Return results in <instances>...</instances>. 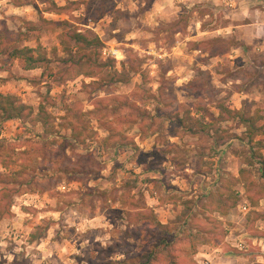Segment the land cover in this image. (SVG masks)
I'll use <instances>...</instances> for the list:
<instances>
[{
  "label": "rangeland",
  "instance_id": "obj_1",
  "mask_svg": "<svg viewBox=\"0 0 264 264\" xmlns=\"http://www.w3.org/2000/svg\"><path fill=\"white\" fill-rule=\"evenodd\" d=\"M219 2L0 0V94L32 110L0 121V264H138L162 237H175L152 220H136L137 212L164 224L184 222V207L164 204L161 196L177 188L199 198L246 168L252 171L233 186L239 203L228 214L199 198L206 217L195 215L191 224L213 243L194 252L181 241L174 254L178 264H264V160H251L254 147L264 150L236 138L246 130L237 116L197 136L177 128L188 109L205 122L219 116L221 105L235 110L247 78L264 74L246 61L264 65L258 51L264 29L258 35L257 24L264 2L250 17L238 7L228 13ZM242 22L256 25L240 39L234 26ZM75 26L104 43L98 60L106 65L96 77L76 75L74 42L65 51V31ZM25 46L45 49L52 68L25 70L11 56ZM113 48L123 60L104 56ZM132 65L139 71L130 72L129 82L103 85L109 72ZM256 106L247 99L243 108L252 114ZM72 127L92 139L68 145ZM116 142L128 145L114 148ZM128 180L138 186L128 188ZM245 202L248 213L241 210ZM237 238L247 240L246 251L234 246Z\"/></svg>",
  "mask_w": 264,
  "mask_h": 264
},
{
  "label": "trees",
  "instance_id": "obj_2",
  "mask_svg": "<svg viewBox=\"0 0 264 264\" xmlns=\"http://www.w3.org/2000/svg\"><path fill=\"white\" fill-rule=\"evenodd\" d=\"M54 4H56L53 1ZM250 5V3H249ZM223 10L227 8L223 7ZM231 10H228V13H231ZM75 43V46L78 47V55L75 56V63L78 65L76 68V75L85 74L90 77H96L99 74V71L105 67L102 63L100 64V49L104 46L103 41L98 36H90L88 33L81 31L78 26L70 28L65 31L64 34V43L66 45V53L70 52L72 43ZM81 52L83 54H81ZM12 57L19 58L25 63V70L32 71L37 69L48 70L52 68L53 60L48 56L45 49L41 46L33 48L30 46H25L22 48H16L12 54ZM94 56H97L95 63ZM99 59V60H98ZM139 68L135 66H130L125 68L121 73L109 72L110 76L107 77L103 85L112 84L115 82H129L130 72L137 73ZM97 83V82H96ZM32 112L31 108L23 103L18 97L13 95H4L0 94V121L6 122L9 120L21 119L24 116L29 115ZM209 113V112H208ZM95 114V113H94ZM210 114V113H209ZM98 115V113H97ZM228 115L237 116L240 119V122L245 125L246 130L244 134L240 137H236L244 143L255 144L258 149L261 151L264 150V140L259 138L264 136V113L262 110L257 109L254 113H248L243 108L241 110H231L224 105L220 106V114L218 117L210 114V117L213 119L211 122H205L199 117L194 116L192 109H188L185 112V115L179 119L177 128L180 129L183 133L190 134L192 136H197L201 133V130L205 132L218 131L217 124H220L223 121L228 120ZM72 130V135L65 138V142L72 146V144H84L92 139V136L88 133L84 137L82 136L85 133L83 128H70ZM180 134L175 132L174 135ZM234 139V138H233ZM231 138V141H233ZM98 148H102V143L97 142ZM128 144L116 142L113 144L114 148L124 147ZM175 147H179L175 145ZM136 150H139L138 147H135ZM251 160L261 159L263 162L264 155L256 152L254 147V152L251 155ZM264 165L263 163H260ZM259 165V163H257ZM253 166V165H252ZM252 169H244L240 173L239 178H230L225 179L221 178L220 181L215 186V189H211L208 192H203L199 195L200 197H207V201L211 204V207L215 203L219 204V207H216L222 215L228 214L229 210L235 208L239 203L240 194L233 189L234 185L243 184L245 174L251 173ZM78 174V172H76ZM264 177V175H263ZM264 181V179L260 180ZM158 190L162 187V180L156 179ZM264 185V182H262ZM128 188H136L138 186V180H128ZM168 189V187H167ZM264 191V190H262ZM8 190H5V193H8ZM187 195L184 194L181 190L173 188V191L170 192L166 197L161 196L159 199L162 203L167 204L173 202L177 205L184 207L183 215L187 216V220H176L168 224L161 223L154 216L149 217L145 212H137L135 214L136 220L138 219L143 221L152 220L154 223L159 226L167 234H173L175 237L174 241H170L166 236L162 237L156 244H154L151 249L148 250L142 257H145V261L139 260L138 264H155L158 262H163L165 264H178L177 256L175 253V243L181 241H188L191 246H193L194 252L197 251V247L202 244H212L214 238L209 237V235L201 230V228H195L191 224V221L195 215L199 217H206L205 212H203L198 206L199 198H185ZM212 208V209H214ZM107 263V262H106ZM103 263V264H106ZM107 264H124L123 262L114 263L108 262Z\"/></svg>",
  "mask_w": 264,
  "mask_h": 264
},
{
  "label": "crops",
  "instance_id": "obj_3",
  "mask_svg": "<svg viewBox=\"0 0 264 264\" xmlns=\"http://www.w3.org/2000/svg\"><path fill=\"white\" fill-rule=\"evenodd\" d=\"M221 3V5H223L225 8H227L228 10L232 9L235 7L236 11H242L244 13L245 17H250L251 13L256 12L259 9H253V7L255 6L256 3H258L260 0H245V2H241L242 0H240V3L237 4V0H219ZM264 2V0H262ZM223 3V4H222ZM250 3V5H249ZM238 5V6H237ZM256 6H258V4H256ZM252 7V9L250 8ZM249 8V9H248ZM258 35H261V32L264 29V17L263 20L259 21L258 23ZM252 25H256L253 22L252 23H237L234 28L239 29L237 30L238 35L240 36L241 34V38H242V32H245L247 30V32L251 31L252 29L251 26ZM250 26V27H249ZM245 27V28H244ZM235 32V31H234ZM229 33V32H228ZM257 37V36H255ZM250 42H247V45L249 46ZM255 44V43H254ZM259 46V45H258ZM251 50H253L252 48H250ZM258 51H261V53H263L264 51V47L260 46L258 47ZM248 62V67H252L254 69H262L261 71L264 70V65L260 64V63H251L250 60H246ZM244 67V66H242ZM264 73V71H263ZM258 75H255V77H248L247 80H250V84L247 85V87H250L249 89H243L241 91H237V94L240 97V100H242V102L240 103V106H237V110H241L244 107V101H246L247 99H251V102L256 103V110L260 109L262 110V113H264V80H262V77H264V74L262 75V77L258 78ZM255 110V111H256ZM264 137V136H263ZM259 139H262L259 138ZM260 240L262 241V239L260 238Z\"/></svg>",
  "mask_w": 264,
  "mask_h": 264
},
{
  "label": "built area",
  "instance_id": "obj_4",
  "mask_svg": "<svg viewBox=\"0 0 264 264\" xmlns=\"http://www.w3.org/2000/svg\"><path fill=\"white\" fill-rule=\"evenodd\" d=\"M103 54H104V56L114 57L119 61L123 60L125 57V54L121 50L115 49V48H113L111 50L104 49ZM64 188H66V186H64ZM241 210L244 213H248L251 211V205L248 202H245L243 205H241ZM261 243H262V241H261ZM234 246L237 249H239L240 251H246L248 249L247 240L245 238H237L235 240ZM209 263H210V261L207 260L206 264H209Z\"/></svg>",
  "mask_w": 264,
  "mask_h": 264
}]
</instances>
